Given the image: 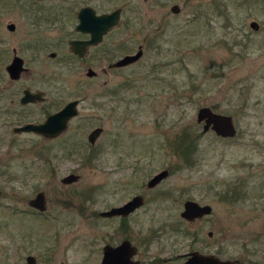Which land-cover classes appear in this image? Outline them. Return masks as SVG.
Instances as JSON below:
<instances>
[{
    "label": "rangeland",
    "instance_id": "1",
    "mask_svg": "<svg viewBox=\"0 0 264 264\" xmlns=\"http://www.w3.org/2000/svg\"><path fill=\"white\" fill-rule=\"evenodd\" d=\"M87 1L101 11L121 7L122 20L100 59L78 61L66 40L72 10ZM138 46L139 59L108 68ZM12 48L29 68L17 81L3 67ZM89 65L98 75L106 67L105 85L86 78ZM26 86L46 99L9 106ZM73 97L83 99L80 116L58 138L12 131ZM201 106L232 115L237 134L202 132ZM98 125L104 131L90 143ZM162 169L168 176L147 190ZM70 172L79 181L62 185ZM0 190V264H28L27 255L34 264H99L103 244L124 238L142 264H182L193 249L264 264V0H0ZM40 190L45 215L27 204ZM135 191L150 201L126 229L98 216ZM188 199L211 213L183 220Z\"/></svg>",
    "mask_w": 264,
    "mask_h": 264
},
{
    "label": "flooded vegetation",
    "instance_id": "2",
    "mask_svg": "<svg viewBox=\"0 0 264 264\" xmlns=\"http://www.w3.org/2000/svg\"><path fill=\"white\" fill-rule=\"evenodd\" d=\"M43 1L44 0H34V3L39 4V2H43ZM117 9H119V20H118V22L114 26L110 27L108 30L105 31L106 21H105V19L102 20L99 17L101 15L106 14V13H111V12L117 10ZM35 11H36L35 12L36 17H38V19L40 20L41 19L40 10L39 9H36ZM48 14H51V13H48ZM72 14H73V17H74V23L72 25V33H70V37H68L67 40H66V43L68 45V55L70 57H72V59H76L78 61H84V60H87V59H91V57L94 58L96 55H97V58L100 59V57H102V54L104 53L103 47H104V44H105V40H106L107 35L112 30L116 29L121 24V20H122V18H121L122 8L121 7H116V8H113L112 10H109V11H103V10L101 11L97 7H95L94 4H91L90 2L87 1L84 4H81L78 7H76V9L72 10ZM51 15L57 16V13H55V14L53 13ZM48 18H49V20L51 22H54V18L49 17V16H48ZM6 27L10 31H14L15 30V24H14V22H8L6 24ZM89 40L91 41L90 43H89ZM72 43H74V44H72ZM83 43H87V44H83ZM72 47H77V50L76 51H73L72 50ZM138 48H139V46L137 47V50H138ZM79 50H80V53L78 52ZM127 54H132V53H126L124 55H127ZM48 56L51 57V58H55L57 56V52L56 51H50L48 53ZM121 57H119V58H121ZM119 58H117L116 60H118ZM116 60H114V61H112V62H110L108 64V68L110 70L113 69V68H120V66H114V62ZM3 67H4V72L7 75V79L9 81H17V80L21 79V77L23 76V74L29 73V68L27 66H25L24 58L18 54L16 48H12V50H10V54L4 60ZM122 67H125V66H122ZM100 72H101L100 75H98L97 71H95L89 65L87 67V69H86L85 75H86V78L89 79V80L96 79V78L99 79V78H101L99 76H102L103 77L102 84L105 85L107 80L104 78V76L107 74L108 71H107V69H106V67L104 65L101 67ZM2 86L4 88V85H2ZM25 90H28L30 93L35 94L34 96H36V98H33V100H29V101H25V102L22 101V98L25 96ZM45 99H46L45 91L40 90V89L31 90L29 87L26 86V87H23L21 89V91H20V93L18 94L17 97L10 98L8 103H9V106H11V107H13V106L14 107L15 106H18V107H20V106L26 107V106H29V105H33L34 103H37V102H42ZM82 100L83 99L81 97H73V98H70V99L66 100L64 103H62L56 109H54L52 111H49V112H46L44 118L41 119L40 121H33V122L30 121V122H26V123H33V124L43 123L47 119V117L49 115L58 112L60 109H62L69 102H73V107H74L75 112H74V114H72V116H70L68 118L67 124H66V128L63 131H61L60 133H58V134H56V135H54L52 137H48V136H45V135H42V134L37 133L40 136H43L45 138L56 139L59 136L65 134L68 131L71 123L74 122L76 120V118H78L80 116L79 108H80V104H81ZM26 123H24V124H26ZM24 124H22V125H24ZM20 126L21 125H15V126H13L12 127V131L15 132V133H21V132H18V131H16L14 129V128L20 127ZM95 128H100V131L102 130L101 132L104 131V127L103 126L98 125V126L93 127L91 129L90 134L89 135L87 134L88 141L90 143H94V141H95V140L94 141H91L90 140V135H91L92 131ZM30 132H32V131H30ZM89 158H90V156H87V159H89ZM121 168H124V167L121 166ZM166 170L168 171V169H166ZM168 174H169V171H168V173H167L166 176H168ZM68 175L77 176V179H75L73 181H70V182H64L63 181V178L66 177V176H68ZM79 179H80L79 174L70 172V173L64 175L63 177H61L60 178V182H61L62 185H69V184H73V183L78 182ZM149 179L145 183V188L147 190L154 188L155 186H157L163 180V179H161V181L158 182L154 186H148ZM40 191H42V190H40ZM40 191H38V192H40ZM37 193H35V195ZM44 195H45V193H44ZM137 195H140L142 197L143 202L141 204L137 205L132 211H130V212L126 213V214L119 213V214H116V215H102L101 214V212L108 211V210H110L113 207L122 206L123 204H125L126 202H128L134 196H137ZM32 198H29L27 200V204H28L30 210L33 211L34 213L39 214V215H45V210H47V199H46V195H45V201H46L45 205L46 206H45V209H43V210H41L38 207L32 206L29 203L30 199H32ZM89 198H91V195L89 193H87L85 195V198L84 199L87 200ZM148 201H150V198L148 199V197L146 196L145 193H141V192L135 191V192L131 193L127 198L120 199L119 201H117V203L110 204L107 208H105L103 210H100L97 213H98V216L99 217H103V218H106V219L117 218L116 220L118 222V226H120V228H122V229H126V227L129 224L130 217L133 214L137 213L140 209H142V207H144L148 203ZM185 201H184V203H185ZM184 203H183V209H184ZM202 204H205V203H202ZM62 213L64 214L65 211H62ZM206 215H208V214H204L202 216L195 217V218H193L191 220H187V219H185V218H183L181 216V212H180L181 218L183 220L187 221L188 223H193L197 219H199V218H201L203 216H206ZM124 240H128L131 244H133V245H135L137 247V252H136V254L134 256V259H137L136 256L138 254V246L136 244H134L129 238H124V239L120 240L118 243H116V244H110V245H113V246L119 245ZM106 244H109V243H105V244H103V246L106 245ZM103 246H102V256H103ZM193 250H197V249H193ZM193 250H190V251H193ZM190 251H188V252H190ZM188 252H185L183 254V256H184L185 259L187 258V253ZM27 256H29V255H27ZM137 260H139V263L138 264H142L141 261H140V259H137Z\"/></svg>",
    "mask_w": 264,
    "mask_h": 264
},
{
    "label": "water",
    "instance_id": "3",
    "mask_svg": "<svg viewBox=\"0 0 264 264\" xmlns=\"http://www.w3.org/2000/svg\"><path fill=\"white\" fill-rule=\"evenodd\" d=\"M172 11L178 12L179 7L177 4L172 6ZM100 19H105L106 27L105 31L110 27L114 26L119 20V9L101 15ZM250 25L253 28H257L258 24L255 21H251ZM91 41L89 40V43ZM75 43V42H74ZM72 43V44H74ZM87 44V43H83ZM73 51L77 50V47H72ZM80 53V50L78 51ZM142 55V48L139 46L135 53L127 54L119 58L114 62V66H123L131 62L136 61ZM35 94L30 93L25 90V96L22 101H29L36 98ZM75 110L73 107V102H69L58 112L51 114L47 119L40 124L26 123L20 127L14 128L18 132H35L48 137H52L66 128L67 120ZM197 122L202 123V132L208 130L213 131L217 136L220 137H234L237 134V127L235 125L232 115L221 113L213 110L210 106H201L197 110L196 114ZM100 128H95L91 135L90 140L94 141ZM168 171L162 169L155 173L148 181V186H154L166 177ZM77 179V176L68 175L63 178L64 182H70ZM1 195V190H0ZM143 199L140 195L134 196L131 200L119 207H113L108 211L101 212L102 215H116V214H126L132 211L137 205L141 204ZM29 203L32 206L38 207L41 210L45 209V195L43 191L38 192ZM212 210L210 204H200L195 200L188 199L184 203V209L181 211V216L187 220H191L195 217L202 216L204 214H209ZM208 235H212V231L208 232ZM137 252V247L131 244L128 240L122 241L119 245L113 246L106 244L103 246V256L99 264H138L139 260L134 259ZM26 262L28 264H34L35 257L29 255L26 257ZM182 264H240L239 259L236 258H221L219 255L214 253H203L199 250H193L187 253V258Z\"/></svg>",
    "mask_w": 264,
    "mask_h": 264
},
{
    "label": "trees",
    "instance_id": "4",
    "mask_svg": "<svg viewBox=\"0 0 264 264\" xmlns=\"http://www.w3.org/2000/svg\"><path fill=\"white\" fill-rule=\"evenodd\" d=\"M186 138H187V136H186ZM181 146V145H180ZM187 149L189 148V146L188 147H186ZM189 154H190V152H189Z\"/></svg>",
    "mask_w": 264,
    "mask_h": 264
}]
</instances>
